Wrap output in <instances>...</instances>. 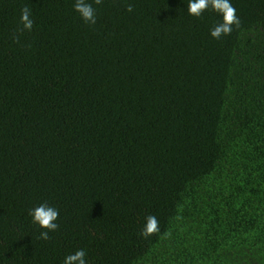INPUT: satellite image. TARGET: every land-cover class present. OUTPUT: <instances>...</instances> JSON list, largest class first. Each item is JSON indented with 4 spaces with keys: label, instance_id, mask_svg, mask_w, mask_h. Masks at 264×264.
<instances>
[{
    "label": "trees",
    "instance_id": "obj_1",
    "mask_svg": "<svg viewBox=\"0 0 264 264\" xmlns=\"http://www.w3.org/2000/svg\"><path fill=\"white\" fill-rule=\"evenodd\" d=\"M88 2L0 0V264H264V0Z\"/></svg>",
    "mask_w": 264,
    "mask_h": 264
},
{
    "label": "clouds",
    "instance_id": "obj_2",
    "mask_svg": "<svg viewBox=\"0 0 264 264\" xmlns=\"http://www.w3.org/2000/svg\"><path fill=\"white\" fill-rule=\"evenodd\" d=\"M96 4L100 0H94ZM73 9L78 13L80 18L90 24H94L96 20L95 10L88 0H74ZM206 9L215 11L220 17L221 22L210 29V36L220 38L221 35H228L232 31L233 25H238L239 20L235 15V9L231 6L230 0H188L186 12L192 17H200ZM131 10V9H129ZM20 24L23 30L30 31L33 26L30 10L25 7L20 12ZM28 215L31 223L44 231L40 232V238L47 239L48 233L58 228L56 223L59 212L55 207L46 203L29 209ZM146 225L142 235H149L157 230V222L154 216L146 218ZM86 253L83 249H78L74 254H68L64 257L62 264H86Z\"/></svg>",
    "mask_w": 264,
    "mask_h": 264
}]
</instances>
